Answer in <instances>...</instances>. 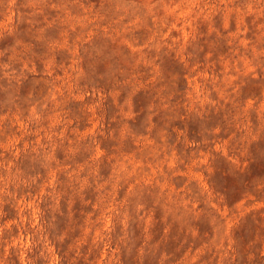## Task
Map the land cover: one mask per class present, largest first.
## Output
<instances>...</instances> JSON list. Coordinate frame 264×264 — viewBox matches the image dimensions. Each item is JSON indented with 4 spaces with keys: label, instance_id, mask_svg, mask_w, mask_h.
I'll list each match as a JSON object with an SVG mask.
<instances>
[{
    "label": "rangeland",
    "instance_id": "obj_1",
    "mask_svg": "<svg viewBox=\"0 0 264 264\" xmlns=\"http://www.w3.org/2000/svg\"><path fill=\"white\" fill-rule=\"evenodd\" d=\"M0 264H264V0H0Z\"/></svg>",
    "mask_w": 264,
    "mask_h": 264
}]
</instances>
